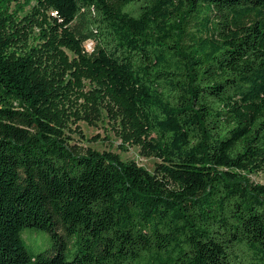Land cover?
Wrapping results in <instances>:
<instances>
[{
	"label": "trees",
	"instance_id": "1",
	"mask_svg": "<svg viewBox=\"0 0 264 264\" xmlns=\"http://www.w3.org/2000/svg\"><path fill=\"white\" fill-rule=\"evenodd\" d=\"M37 3L54 13L28 17L43 46L19 51L0 0V264H264V0ZM83 78L155 173L69 145ZM26 228L51 251L31 253Z\"/></svg>",
	"mask_w": 264,
	"mask_h": 264
},
{
	"label": "rangeland",
	"instance_id": "2",
	"mask_svg": "<svg viewBox=\"0 0 264 264\" xmlns=\"http://www.w3.org/2000/svg\"><path fill=\"white\" fill-rule=\"evenodd\" d=\"M9 12L12 13L10 22L11 28L18 32V40L16 41L19 51H27L31 47L43 46L42 38L44 31L37 25L33 26L34 22H28V17L41 18L54 13L49 10L44 12L38 8L37 0H8ZM20 31L25 32L22 35ZM43 32V33H42ZM94 46L93 41H86L85 48L91 52ZM68 55V61L75 57L72 50L64 48ZM55 63V64H54ZM48 70L59 68L65 69L63 58L61 61L46 62ZM66 70V69H65ZM67 72V78L72 76L70 70ZM77 86V85H76ZM81 89L73 87L70 93V98L64 100L65 115L63 120L66 123V134L68 136L69 145L78 153H86L89 149L103 152L117 153L123 160L134 161L143 166L151 173L156 172V166L160 160L152 155L145 153L142 145L134 139L124 140V132L126 128L122 123L121 118H115V114L105 107L109 102L108 98L104 99V105L100 106V112L94 114V109H91V104L94 105V89L97 88L96 83L90 78H83L80 86ZM87 96L92 99H87ZM93 96V97H92ZM62 109V108H61ZM98 117L94 118L95 116ZM251 179L256 183L264 184V169L256 174L250 175ZM27 249L38 255L51 251L52 239L51 235L44 230L26 228L22 233ZM74 253L67 252V259H71Z\"/></svg>",
	"mask_w": 264,
	"mask_h": 264
}]
</instances>
